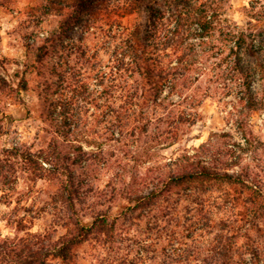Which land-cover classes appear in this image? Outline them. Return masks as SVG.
Returning <instances> with one entry per match:
<instances>
[{
	"label": "trees",
	"instance_id": "trees-1",
	"mask_svg": "<svg viewBox=\"0 0 264 264\" xmlns=\"http://www.w3.org/2000/svg\"><path fill=\"white\" fill-rule=\"evenodd\" d=\"M224 3L34 1L37 23L57 19L40 44L25 38L35 56L25 67L39 80L38 119L48 125L38 139L49 167L33 146H14L0 160V184L26 175L56 186L52 199L66 232L32 253L35 264L48 257L80 264L85 244L91 264H264V193L242 164L247 149L232 142L244 153L237 154L223 141L229 134L214 133L193 154L167 161L160 153L195 124L209 97L231 107L252 143L249 114L264 110V30L249 22L245 32L223 18ZM255 4L249 9L260 22L264 3ZM18 90L28 91L25 77ZM12 91L0 76V95ZM146 162L152 165L141 170ZM96 167L121 173L95 192L78 169Z\"/></svg>",
	"mask_w": 264,
	"mask_h": 264
},
{
	"label": "rangeland",
	"instance_id": "rangeland-1",
	"mask_svg": "<svg viewBox=\"0 0 264 264\" xmlns=\"http://www.w3.org/2000/svg\"><path fill=\"white\" fill-rule=\"evenodd\" d=\"M34 1L0 0L2 4L0 7V65L2 66L0 76L9 81L13 88L11 95H0V160L8 158L4 156L5 150H11L14 146L31 145L32 152L39 157L42 165L49 167L42 162L47 150H40L42 146L38 139L40 130L44 127L48 128V125L38 119L40 115L36 109L40 103L37 90L39 80L33 66L30 68L28 66L30 70L25 67L27 63L31 64L35 59L34 52L26 49L25 38L32 35L30 43L34 44L37 40V44H40V38L48 37L55 28L57 19L42 18L43 21L37 23V15L31 11ZM256 2L264 3L261 0H225L223 18L235 23L245 32L250 29L249 22L254 27H260L258 31H262L264 19L260 22L255 21L252 18V13L255 11L252 12L249 9L250 5H256ZM259 6L257 5L256 12L263 11ZM51 58L49 57L46 62H51ZM261 58H264V52ZM23 77L28 82V91L18 90V84ZM262 80L264 75L259 77L260 85L263 84ZM203 86L204 82L201 84V87ZM254 86H257L256 83ZM224 99L229 101L231 98ZM28 110H31V114H28ZM230 111L229 105L223 106L215 98L205 99L201 106L196 108L195 124L172 146L162 148L160 153L167 161L174 160L186 153L193 154L214 133L229 134L230 138L223 141L229 142V147L236 149L237 154L244 153L231 145L232 142H240L242 148L247 149L243 155L242 164L250 166L254 173L253 180L260 185L264 193V110L249 114L248 125L252 134V143L249 145H246L242 139L236 126V119ZM219 144H223L222 140ZM151 165L152 163L146 162L141 166V170ZM237 170L233 168L232 171ZM92 171L83 173L78 169L82 178L88 179V184L93 185L92 190L95 192L106 190L108 183L115 179L117 173H121L118 167L109 171L96 167ZM55 190V184L46 180L33 183L27 179L26 175L21 176L16 183L1 181L0 264H35L32 253L39 250L44 252L65 234V229L58 223L63 212L60 205L52 199ZM100 200L104 201V199L98 201ZM91 201L86 203H92ZM90 223L89 217L83 220L85 225ZM91 247L85 244L79 249L80 258H84L82 261L80 259V264L93 263L89 257L92 253ZM46 264L61 263L48 257Z\"/></svg>",
	"mask_w": 264,
	"mask_h": 264
}]
</instances>
